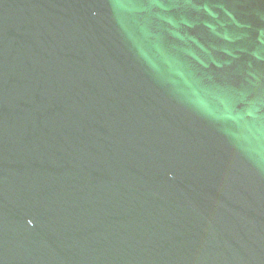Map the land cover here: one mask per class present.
Returning a JSON list of instances; mask_svg holds the SVG:
<instances>
[{
	"label": "water",
	"instance_id": "1",
	"mask_svg": "<svg viewBox=\"0 0 264 264\" xmlns=\"http://www.w3.org/2000/svg\"><path fill=\"white\" fill-rule=\"evenodd\" d=\"M0 264H264V0H0Z\"/></svg>",
	"mask_w": 264,
	"mask_h": 264
}]
</instances>
